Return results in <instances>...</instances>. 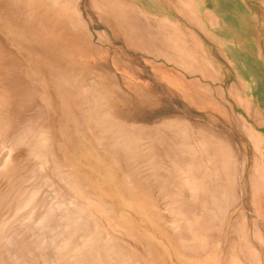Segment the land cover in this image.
Wrapping results in <instances>:
<instances>
[{
  "label": "rangeland",
  "instance_id": "1",
  "mask_svg": "<svg viewBox=\"0 0 264 264\" xmlns=\"http://www.w3.org/2000/svg\"><path fill=\"white\" fill-rule=\"evenodd\" d=\"M204 1L0 0V264H264V0Z\"/></svg>",
  "mask_w": 264,
  "mask_h": 264
},
{
  "label": "crops",
  "instance_id": "2",
  "mask_svg": "<svg viewBox=\"0 0 264 264\" xmlns=\"http://www.w3.org/2000/svg\"><path fill=\"white\" fill-rule=\"evenodd\" d=\"M206 1V2H205ZM204 1V10L208 13L210 12H214L215 11V8L213 6H210L208 3H207V0ZM208 1H211V0H208Z\"/></svg>",
  "mask_w": 264,
  "mask_h": 264
},
{
  "label": "bare ground",
  "instance_id": "3",
  "mask_svg": "<svg viewBox=\"0 0 264 264\" xmlns=\"http://www.w3.org/2000/svg\"><path fill=\"white\" fill-rule=\"evenodd\" d=\"M174 119V118H173ZM174 120H176V119H174ZM171 121V120H170ZM168 121H166V123H167ZM172 122V121H171ZM163 123V122H162ZM169 123V122H168ZM174 123V122H173ZM179 124V123H178ZM183 124V123H182ZM165 125V124H164ZM175 125V124H174ZM172 126V125H171ZM176 126V125H175ZM174 126V127H175ZM186 138V137H185ZM218 138V137H217ZM171 145V144H170ZM200 145V144H199ZM215 154V153H214ZM213 155V154H212ZM216 156V155H215ZM210 158V157H209ZM209 160V159H208ZM187 167V166H186ZM169 170V169H168ZM163 173V172H162ZM174 174V173H173ZM175 175V174H174ZM176 178V177H175ZM218 183V182H217ZM201 184V183H200ZM203 187V186H202ZM207 190V189H206ZM187 191V190H186ZM194 193V192H193ZM201 195V194H200ZM202 196V195H201ZM28 200V199H27Z\"/></svg>",
  "mask_w": 264,
  "mask_h": 264
}]
</instances>
